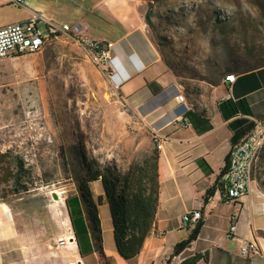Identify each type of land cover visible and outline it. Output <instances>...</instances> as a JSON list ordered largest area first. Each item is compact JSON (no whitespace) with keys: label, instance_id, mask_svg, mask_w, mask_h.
I'll return each instance as SVG.
<instances>
[{"label":"rangeland","instance_id":"374dc122","mask_svg":"<svg viewBox=\"0 0 264 264\" xmlns=\"http://www.w3.org/2000/svg\"><path fill=\"white\" fill-rule=\"evenodd\" d=\"M100 1L28 0L24 6L56 24H88L96 28L92 36L103 41L121 32L114 19L117 15L129 27L142 28L190 106H212L213 83L227 74L232 59L253 64L264 58V0H106L110 4H97ZM24 6L0 0V26L23 16ZM144 16L149 17L150 26ZM100 21L116 29L111 27L105 35L98 27ZM38 28L47 34L43 23ZM78 31L89 34L82 28ZM74 34L71 31L46 43L39 53L0 60V154H5L11 172L14 159L23 160L28 188L16 191L12 180L0 175V208L10 212V217L0 212V252L6 254L12 250L23 258L41 244L55 250L56 239L67 235L64 198L76 191L70 176L79 170L81 154L124 168L153 147L150 130L125 111L119 89L113 87L119 83L111 81L104 65L90 59ZM247 48L252 54L247 55ZM253 178L264 187V144ZM49 190L60 192L59 200ZM99 218L104 247L112 250L107 205L99 209Z\"/></svg>","mask_w":264,"mask_h":264},{"label":"crops","instance_id":"0c3cea01","mask_svg":"<svg viewBox=\"0 0 264 264\" xmlns=\"http://www.w3.org/2000/svg\"><path fill=\"white\" fill-rule=\"evenodd\" d=\"M7 2L12 3L11 0ZM97 4L110 3L101 0ZM30 9L25 4V14L8 24L27 19ZM103 9L105 13H111L110 8ZM114 19L121 32L114 38L105 39L114 44L112 55L120 64L122 82L112 86L119 89L125 111H130V119L149 129L151 139L155 134L165 139L158 155L159 203L151 231L132 261H125L118 255L114 239L111 250V247H104L102 238L105 256L111 264H165L174 246L185 239L193 228H182V214L200 208L203 218L198 236L172 257L169 264H264V187L261 183L253 178L250 191L235 204L220 200L215 190L208 201L203 202L206 190L212 185L216 186L231 148L251 131L246 130L247 123L264 116V66L250 74L233 73L235 77L232 82L225 81L223 77L220 83L213 86L212 106L199 107L206 110V124L210 126L208 130H197L195 124L201 127L202 121L195 119L190 122L186 117L189 124L183 127L181 115L184 105L174 98L178 94L177 89L180 90L174 73L142 28L129 27L118 15ZM76 24L83 31H88L89 35H96V28L81 21ZM98 27L105 35L112 28L116 29L115 25L112 27L109 22L101 21ZM97 34H101V31ZM237 119L245 122L237 124ZM199 159L205 161L210 171L201 168ZM90 187L94 199L103 196L100 181L91 182ZM72 195L76 196L70 204L72 213L83 214L76 191L67 195L64 206L69 231L64 236L69 241L65 246H57L54 250L50 244H41L32 249L30 255L25 252L23 258L16 256L15 252L13 254L12 250L8 254L0 252V264H101L89 233L87 240L80 238L83 243L82 253L80 251L65 202ZM105 205L107 203L103 197L98 205V214L101 206ZM0 212L10 217V212L6 214L2 208ZM232 223L236 224L235 237L229 238L226 234ZM111 233L113 237L112 223ZM72 236L74 240L70 241ZM248 241L255 242L259 251L244 259L239 255V250L242 243ZM90 249L92 251L88 253Z\"/></svg>","mask_w":264,"mask_h":264},{"label":"trees","instance_id":"16d2710c","mask_svg":"<svg viewBox=\"0 0 264 264\" xmlns=\"http://www.w3.org/2000/svg\"><path fill=\"white\" fill-rule=\"evenodd\" d=\"M143 19L147 25H151L148 16H144ZM250 54H252V51L247 48V55ZM19 56H22V54ZM232 64V67H227V74L236 73L245 75L252 73L255 69L263 67L264 58H258L253 64H250L248 61L240 62L232 59ZM223 77L219 76V79L213 85L215 86L220 83ZM182 110L183 116L190 119V122H194L195 119L202 121L201 127L195 124L197 130L205 131L210 128L206 124L208 122L205 117L206 110L195 106H191L189 109L183 106ZM237 120V124L245 122L242 119ZM253 127L254 122L249 121L246 125V130L250 131ZM153 143L154 147L149 152H145L139 158L132 160L125 168L117 166L114 162L101 164L96 159L81 154L79 156V170L70 176L76 185V193L83 210V214L81 212L73 214L70 204L74 202L73 199L76 196H68L65 199L70 214L71 226L78 238V246L82 253L83 243L80 241V238L87 240V233H89L93 240V249L99 254L102 260L101 264H107V257L102 249L101 224L98 214V205L101 204L103 197L109 209L116 251L123 260L132 261L139 254L145 238L151 231L159 203L157 166L159 150L154 140ZM198 161L201 168L205 171H210L203 159H199ZM14 166L15 170L12 172L9 171L8 167H10V164L9 166L6 165L5 154H0V175H5L8 177V180H12L14 190L27 191V185L24 183L27 172L24 169L23 160L15 158ZM225 167L221 172L224 171ZM93 181L101 182L104 193L103 196L99 195L97 199H94L90 187ZM214 190V185L206 190L203 195V202L206 203L208 201V198L212 196ZM201 225L202 219L197 222L185 239L179 241L174 246L165 264H169L172 257L196 239ZM91 251L92 249L88 253H91Z\"/></svg>","mask_w":264,"mask_h":264},{"label":"built area","instance_id":"2783aa9c","mask_svg":"<svg viewBox=\"0 0 264 264\" xmlns=\"http://www.w3.org/2000/svg\"><path fill=\"white\" fill-rule=\"evenodd\" d=\"M27 0H11L14 5L24 6ZM30 15L27 19L7 24L0 27V60L5 59V53L25 52V54H36L42 51L46 43L57 39L59 36L74 31L75 41L86 51L90 59L96 65H104L109 72L112 82H122L120 75V64L116 56L112 55L111 50L114 44L110 41H103L89 34H82L66 23L56 24L43 16L37 10H29ZM43 23L47 34L42 35L38 24ZM235 76L225 75L224 80L232 82ZM175 95V100L189 109V105L179 89ZM182 126L187 127L186 118L181 115ZM162 136H153L152 140L159 142V150L162 148ZM264 144V122L259 119L254 121L253 129L230 150L224 171L217 179L215 191L219 193L220 200L225 203L235 204L239 199L250 191L252 182V170L258 158L259 151ZM52 190L48 194L51 196ZM61 193L58 192L59 198ZM203 218L200 208L186 211L181 216L182 228L194 227ZM236 224L232 223L226 234L227 237H235ZM69 241L68 237L60 236L56 239L59 247L65 246ZM258 246L253 241L243 242L239 255L248 259L251 255L258 253Z\"/></svg>","mask_w":264,"mask_h":264},{"label":"bare ground","instance_id":"6f19581e","mask_svg":"<svg viewBox=\"0 0 264 264\" xmlns=\"http://www.w3.org/2000/svg\"><path fill=\"white\" fill-rule=\"evenodd\" d=\"M20 54H25V52H9V53H5V58L14 57V56H17V55H20ZM226 75L234 76V74H226ZM155 143H156L157 149L159 150V142L155 141ZM5 210H6V214L9 213V211L7 209H5Z\"/></svg>","mask_w":264,"mask_h":264},{"label":"water","instance_id":"95a60500","mask_svg":"<svg viewBox=\"0 0 264 264\" xmlns=\"http://www.w3.org/2000/svg\"><path fill=\"white\" fill-rule=\"evenodd\" d=\"M75 29L76 30H80L81 29V26L79 24H76L75 25ZM51 196L54 200H59V196L56 192H51ZM74 240V236L70 237V241H73Z\"/></svg>","mask_w":264,"mask_h":264}]
</instances>
